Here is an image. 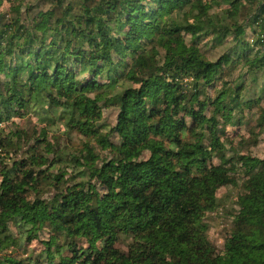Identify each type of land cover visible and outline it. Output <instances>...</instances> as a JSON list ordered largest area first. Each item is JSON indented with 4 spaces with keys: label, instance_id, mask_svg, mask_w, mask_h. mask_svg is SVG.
Instances as JSON below:
<instances>
[{
    "label": "trees",
    "instance_id": "1",
    "mask_svg": "<svg viewBox=\"0 0 264 264\" xmlns=\"http://www.w3.org/2000/svg\"><path fill=\"white\" fill-rule=\"evenodd\" d=\"M20 1L0 0V135L42 111L85 142L0 136V252L25 255L0 264H264V0ZM229 187L217 250L204 215Z\"/></svg>",
    "mask_w": 264,
    "mask_h": 264
},
{
    "label": "rangeland",
    "instance_id": "2",
    "mask_svg": "<svg viewBox=\"0 0 264 264\" xmlns=\"http://www.w3.org/2000/svg\"><path fill=\"white\" fill-rule=\"evenodd\" d=\"M43 0H23V5H31L32 8L30 13L28 15H33L38 10H45L47 8L46 4H43ZM21 7V1L20 0H2V6L1 10L3 12H8L12 10L15 7ZM218 49L216 53H218ZM78 81H81V77L77 79ZM251 96V95H250ZM249 95L245 94V98H249ZM260 106H256L252 108L251 111L244 112L243 116L244 118L243 122H246L247 120L250 121V124H253L255 114L258 111V108ZM105 123H111L113 122L115 118V111L113 108H105L102 110ZM251 118H250V114ZM40 116V117H39ZM47 116L44 112L39 111L38 116H33L32 114L25 116L23 119L15 118L11 122L5 123L2 125L4 128V132L2 137H5V134L9 131H12L14 129V126H17L21 128V130H24L27 134L29 132H35L36 136H41L43 133H45V139L47 144H53L55 142L61 144L62 147L66 148V151L68 153H73L77 151H81L83 147V143L85 142L84 138L79 136L74 131H68L65 129L63 123L61 121L55 120V122L49 123V122H40L39 119L41 117ZM13 124V125H12ZM220 129V127H219ZM249 127L243 126L239 130L234 127H226L225 133L221 134V141L225 140V143L227 139H230L232 143L237 139V137L242 136V138H247L250 131H247ZM258 130H255L254 133H256ZM254 154H256L258 157L264 156V133L259 137L258 144L252 148V151ZM68 171H70V168H68ZM66 193L68 194H76V191L74 187H72V183L65 186ZM240 187H229V188H222L218 191V197H219V207L218 209L213 213H207L204 215L205 221L208 223L210 229H209V239L212 243L215 244L217 250H221L223 247L224 238L229 233V226H230V220L229 217L234 214V202L237 198V195L240 193ZM43 249V245L39 243L37 240L31 241L28 245H26L27 251H33V255L36 256L41 250ZM8 257H25L23 256L22 250H13L10 249L6 252H0V257L7 256Z\"/></svg>",
    "mask_w": 264,
    "mask_h": 264
}]
</instances>
